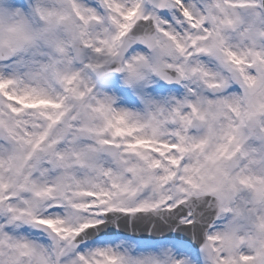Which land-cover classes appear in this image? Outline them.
<instances>
[{"label": "snow or ice", "instance_id": "snow-or-ice-1", "mask_svg": "<svg viewBox=\"0 0 264 264\" xmlns=\"http://www.w3.org/2000/svg\"><path fill=\"white\" fill-rule=\"evenodd\" d=\"M0 264H264V0H0Z\"/></svg>", "mask_w": 264, "mask_h": 264}]
</instances>
